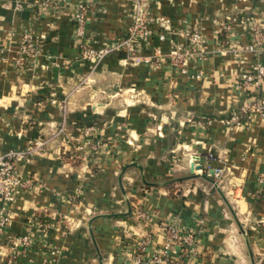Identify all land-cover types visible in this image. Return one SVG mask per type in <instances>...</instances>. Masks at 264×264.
Instances as JSON below:
<instances>
[{
  "label": "crops",
  "instance_id": "0c3cea01",
  "mask_svg": "<svg viewBox=\"0 0 264 264\" xmlns=\"http://www.w3.org/2000/svg\"><path fill=\"white\" fill-rule=\"evenodd\" d=\"M87 1L84 38L97 48L112 46L129 22L125 0ZM35 2L0 0V153L48 137L61 123L73 135L78 126L93 125L92 139L108 153L98 162L83 137L66 144L81 158L59 157L51 147L48 155L19 165L40 185L21 191L12 204L0 264L28 233L38 243L22 264H167L152 260L166 222L197 235L192 264H264V184L258 180L264 116L253 114L246 125L226 122L247 97L239 86L243 73L264 60V53L248 49L249 27L264 16V0L153 2L160 24L143 54L151 55L156 45L168 53L188 44L184 27L204 35L208 53L193 57L186 74L167 62L133 64L117 50L90 72L89 64L75 62L85 39L75 35L69 14H41ZM215 19L231 21L233 32L218 33ZM27 31L38 37L41 50L20 68L16 59ZM52 88L66 97L65 107L37 109V100ZM259 89L264 95V81ZM137 209L150 215L147 223L136 219ZM54 217L64 219V232H43L40 221ZM145 232L152 247L138 262L133 243Z\"/></svg>",
  "mask_w": 264,
  "mask_h": 264
},
{
  "label": "built area",
  "instance_id": "2783aa9c",
  "mask_svg": "<svg viewBox=\"0 0 264 264\" xmlns=\"http://www.w3.org/2000/svg\"><path fill=\"white\" fill-rule=\"evenodd\" d=\"M159 0H125L130 18L129 22L123 30L122 34L116 37L114 44L107 47H95L84 38L85 34V11L88 6L87 0H77L72 3L71 0H36L35 6L39 13L51 12L52 15L58 17L67 12L74 24L75 35L82 40L81 49L75 58V62L79 65H88L90 72L95 69L94 64L99 63L106 54L117 50L126 53V60L133 64H146L151 67H157L163 62L170 63L181 73L189 72V62L195 57H206L208 50L205 45V38L201 30H191L184 27L181 34L188 40V44H178L171 47L168 53H163L160 45L153 47L151 55L143 54L144 49L148 48L152 43L151 39L155 34V26L160 22L152 10L151 4ZM214 24L218 33H232L234 24L231 21L223 19H215ZM251 43L248 49L257 55L264 53V16L254 25H250ZM166 31H170V27H165ZM160 39L165 38L162 33ZM40 42L38 37L27 31L24 33L16 63L20 68H24L25 64L33 63L40 53ZM92 69V71H91ZM201 73L197 75L200 77ZM264 81V60H260L254 65L253 72H245L242 75L239 86L246 92V99L239 107L240 113L233 114L226 122L230 125H246L250 117L254 114L260 117L264 116V95L260 92V84ZM67 100L64 96L61 98L56 88L46 90L44 94L37 100L35 106L41 111L47 110L49 107L60 106L65 107ZM95 127L93 125L78 126V134H72L68 131L65 123L59 124L52 134L48 137H38L31 140L22 149H11L5 153H0V242L3 234L10 226L11 206L16 202L18 194L21 191L31 190L39 187L38 179L33 176H25L22 174L19 165L23 163H31L37 156L48 155L52 152L51 147H55L59 157H65L73 160L81 158L79 152H71L67 150L66 144L72 140L80 141L86 138L88 148L92 151L94 158L98 162H103L108 151L104 143L92 139ZM78 149L84 148L82 145ZM83 154V153H82ZM85 155V154H83ZM197 168H200L197 165ZM217 178L221 177L219 170H214ZM259 183L264 184V171L259 174ZM217 184V180L215 181ZM73 202L76 198L73 197ZM136 219L147 223L150 215L141 209L135 212ZM32 221L27 224L28 231ZM40 226L45 233L50 229L64 232V219L54 217L52 221H40ZM165 239L160 247H153L152 260L164 262L167 264H192V260L198 254V237L175 222L162 223ZM38 237L31 234L20 235L12 244V251L7 264H22L21 258L30 253L35 246ZM134 257L136 261L143 259L144 255L152 247V235L145 232L140 238L133 243ZM173 253H176L173 255ZM53 254L51 249V255Z\"/></svg>",
  "mask_w": 264,
  "mask_h": 264
},
{
  "label": "water",
  "instance_id": "95a60500",
  "mask_svg": "<svg viewBox=\"0 0 264 264\" xmlns=\"http://www.w3.org/2000/svg\"><path fill=\"white\" fill-rule=\"evenodd\" d=\"M192 172H194V167H192ZM211 173H214V170H212ZM191 176H194V175H191Z\"/></svg>",
  "mask_w": 264,
  "mask_h": 264
}]
</instances>
